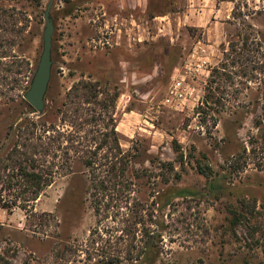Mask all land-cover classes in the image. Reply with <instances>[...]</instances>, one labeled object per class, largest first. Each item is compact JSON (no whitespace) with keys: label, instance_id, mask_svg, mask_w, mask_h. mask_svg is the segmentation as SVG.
Returning <instances> with one entry per match:
<instances>
[{"label":"rangeland","instance_id":"rangeland-1","mask_svg":"<svg viewBox=\"0 0 264 264\" xmlns=\"http://www.w3.org/2000/svg\"><path fill=\"white\" fill-rule=\"evenodd\" d=\"M219 1L209 2L204 14L195 12L201 27L176 19L164 28L151 20L169 9L160 0H53L51 79L38 116L23 95L42 52L49 0H0L9 13L0 30L7 40L0 78L11 68L16 75L9 80L20 79L15 86L0 82V156L15 143L10 128L20 122L61 126L59 109L76 82L119 92L112 116L120 147L132 154V169L148 175L136 182L132 198L157 203L161 254L155 264H264V0H227L233 2L218 16ZM243 37L250 59L244 67L230 52L231 44L242 48ZM197 62H205V72L194 71ZM215 68L229 78L214 92L218 103L201 105L206 113L199 114ZM175 80L182 81L181 103L167 102ZM162 164L173 165L178 178L172 173L164 183ZM88 186L85 168L73 163L25 210L0 208V255L10 264L96 263L89 255L119 233L109 219L90 236L98 225ZM14 194L4 191L2 203ZM243 198L255 200L260 214L230 225L228 210ZM65 247L71 251L59 256Z\"/></svg>","mask_w":264,"mask_h":264},{"label":"trees","instance_id":"trees-1","mask_svg":"<svg viewBox=\"0 0 264 264\" xmlns=\"http://www.w3.org/2000/svg\"><path fill=\"white\" fill-rule=\"evenodd\" d=\"M8 15V11L0 9L2 31L7 27ZM16 33L22 35L23 27L17 28ZM247 39L243 37L242 48L238 50L235 44L230 46L232 60L242 67L250 60L243 54L248 50ZM5 43L7 40H2L0 36V48ZM2 55L0 51V58L4 57ZM225 67L222 66L220 70ZM220 70H212L204 100L197 109H202L201 105L209 108L207 105L218 103L214 92L221 88V81L229 78ZM3 71L8 76L0 78V82L13 86L20 83L16 76L9 80L10 75H16L11 68ZM118 96L119 92L110 94L109 88L99 82L80 80L70 88L59 109L61 126H45L46 123L27 120L11 127L16 141L5 156H0V208L10 211L17 205L25 210L53 182L56 175L69 174L73 163H79L87 172L88 195L98 225V228L90 231V236L99 233V223L102 220L109 219L116 224L114 231L119 233L112 243L106 242L104 247L95 252V257L89 255L88 260L95 259L96 263L93 264H155L161 254L160 236L156 232L159 224L154 215L157 203H145L136 197L132 198V194L136 192V182L148 175L144 171L133 170L132 154L120 147L112 116ZM198 113L206 112L202 109ZM41 128L43 135L37 134ZM162 167L165 171L162 176L164 183L170 181L169 175L172 173L174 180L178 178L173 165L162 164ZM210 187L213 191L215 186ZM6 190L16 191L14 200H8L9 204L2 203V193ZM177 195H184V192L179 191ZM123 210L128 213H122ZM228 214L230 225H234L241 220L250 222L260 213L255 200L243 198L237 201L236 206L229 208ZM256 230L249 232L254 235ZM68 251L71 250L66 247L58 250L59 256L67 255ZM0 264L10 262L0 255ZM193 264L205 263L199 260Z\"/></svg>","mask_w":264,"mask_h":264},{"label":"water","instance_id":"water-1","mask_svg":"<svg viewBox=\"0 0 264 264\" xmlns=\"http://www.w3.org/2000/svg\"><path fill=\"white\" fill-rule=\"evenodd\" d=\"M52 2L53 0H49L43 13L45 24L42 34V52L39 62L30 82V87L23 95L24 100L35 110L38 116L44 111L45 98L51 79V47L54 32L53 21L50 15Z\"/></svg>","mask_w":264,"mask_h":264},{"label":"crops","instance_id":"crops-1","mask_svg":"<svg viewBox=\"0 0 264 264\" xmlns=\"http://www.w3.org/2000/svg\"><path fill=\"white\" fill-rule=\"evenodd\" d=\"M130 1V0H129ZM144 0H141L143 2ZM164 2L165 7L168 6L169 9H164L162 12L153 14L151 16L152 21H159V24L163 25L164 28L168 27L173 20H179L183 25H191L194 27H201L194 18L197 14H204L205 8L208 3H212V0H160V3ZM233 1L220 0L219 7L214 6L215 15H221L227 9L229 4ZM223 11V12H222Z\"/></svg>","mask_w":264,"mask_h":264},{"label":"built area","instance_id":"built-area-1","mask_svg":"<svg viewBox=\"0 0 264 264\" xmlns=\"http://www.w3.org/2000/svg\"><path fill=\"white\" fill-rule=\"evenodd\" d=\"M201 52H204V50H200ZM193 57H195V52L192 53ZM189 63H191V61H189ZM205 65V62H201V63H196V69H194V71H204L205 72V67H203ZM189 66H191V64H189ZM187 68H189L188 66H186ZM194 68V66H193ZM181 87H182V81L181 80H175L174 83L172 84L171 90L168 94L169 98L167 100V102H169L170 100H177L179 103H181L183 100H185V96L183 95V92L181 91Z\"/></svg>","mask_w":264,"mask_h":264}]
</instances>
